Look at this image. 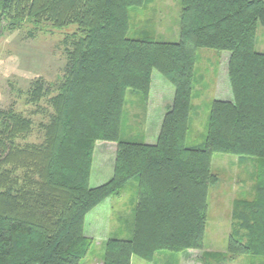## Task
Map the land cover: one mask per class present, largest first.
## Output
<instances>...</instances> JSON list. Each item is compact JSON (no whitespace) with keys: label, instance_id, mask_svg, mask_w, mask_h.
<instances>
[{"label":"trees","instance_id":"1","mask_svg":"<svg viewBox=\"0 0 264 264\" xmlns=\"http://www.w3.org/2000/svg\"><path fill=\"white\" fill-rule=\"evenodd\" d=\"M149 2L0 0L3 29L78 27L60 83L53 90L43 80L32 85L31 103L51 96L44 142L20 145L32 119L0 112V264H82L95 246L84 233L86 217L133 180L132 238L109 240L104 264H131L133 257L153 263L160 253L204 250L218 154L252 164L253 198L234 201L226 252L205 253L200 263L245 257L264 264V53L256 49L264 0H182L175 43L132 30L131 11ZM200 50L230 53L234 101L211 102L205 143L189 147ZM155 70L173 85L174 102L155 145L127 141L128 91L147 107ZM99 142L117 144L115 169L109 182L92 188Z\"/></svg>","mask_w":264,"mask_h":264},{"label":"rangeland","instance_id":"2","mask_svg":"<svg viewBox=\"0 0 264 264\" xmlns=\"http://www.w3.org/2000/svg\"><path fill=\"white\" fill-rule=\"evenodd\" d=\"M181 10L182 0H150L147 7L131 11L132 30L138 32L147 29V32L154 33L159 41L178 42L180 40ZM77 31L78 27L75 25L64 29H54L50 24H43L40 29L27 24L21 29L11 31L3 29L0 24V112L14 110L31 118L34 123L31 134L19 138L20 145H41L44 142L43 127L50 123L53 115V109L49 102L51 96L44 98L38 104L31 103L32 85L37 80H43L47 87L52 86L53 90L60 83L67 64L66 49L70 47ZM31 33L32 35H30ZM130 37L133 35L130 34ZM256 49L258 52L264 53V26H260L258 30ZM225 54L230 55L229 52L198 51L192 101L194 106L192 129L187 142L189 147L201 146L205 143L210 104L218 98L215 81L221 79L223 71L221 66L224 63L222 55ZM152 76L154 98L157 93L155 102H158L161 98L160 93L163 94L166 91L168 95L170 91H174V87L160 72L155 70ZM125 109L122 125L123 139L132 142H146L149 130L145 127L148 108L142 106L137 93L128 91ZM152 130L153 134L159 131L157 127ZM101 146L102 144H99L96 147L94 154L90 178L92 188L108 182L111 178L109 172H113V166H115V154L109 150L105 156H102L100 151L104 150L106 146L104 145L102 148ZM238 161L236 157L219 154L215 155L213 159V172L218 176L219 183L211 187L209 192L205 249L190 254L194 264H198L205 253L226 252L231 231L233 203L236 200H251L253 198L254 182L250 178L252 164L248 162L240 165ZM137 200L138 182L133 180L124 188L120 196L110 198L103 206L87 216L85 235L90 234L94 229L100 238L82 264H100V261L103 260L106 244L102 242V238L105 236L106 229L110 230L112 239L129 240L130 231L134 227V209ZM108 215L112 219L111 226L105 223ZM174 256L178 257L179 255ZM133 259V264H148L138 257ZM250 263L248 258L238 257L229 264ZM180 264L186 263L181 261Z\"/></svg>","mask_w":264,"mask_h":264},{"label":"crops","instance_id":"3","mask_svg":"<svg viewBox=\"0 0 264 264\" xmlns=\"http://www.w3.org/2000/svg\"><path fill=\"white\" fill-rule=\"evenodd\" d=\"M222 58H223V62H224L221 66L223 68L222 76H221L220 80L217 79V82L215 81V84H216L215 90L217 91L216 94L218 97L216 100L232 102V101H234V96H232L233 92H232V88H231L230 80H229V76H228V65H229L230 55L229 56L226 54L222 55ZM153 88L154 87H153V76H152L150 98H149L148 105H147L148 116L146 118V126H145L146 129L149 128L148 137H146V142H145L148 145H155L157 143V140H158V137H159V134L161 131V127H162V124L164 121V117L167 113V109H168V107H170L173 104L174 98H175V90L170 91V93L168 95H167L166 91H164L163 94L160 93L161 98L158 100V102H155L157 93L155 94V98H154V89ZM152 94H153V96H152ZM156 127L159 129V131H157V133H154V134L151 133V132H153V130L151 131V129L156 128ZM99 144H102V146H104V145L106 146L104 150L101 149V151H100L101 155L105 156L107 151L110 150L111 152H113L115 154V161H116L117 144L105 143V142H99L98 145ZM98 145H96V147ZM102 146H101V148H102ZM109 146H113V147H109ZM113 169H115V166H113ZM109 173H111V176H110L111 178L109 179V181H110L113 177L112 175H114V170H113V172L111 171ZM109 173H108V177L110 175ZM106 183H104V184H106ZM104 184H102V185H104ZM102 185H100V186H102ZM95 187H99V186H95ZM109 200L110 199L106 200L104 203H102L96 209L103 206ZM105 223L109 226L112 225V219H111L110 215H108ZM134 223H135V218H134ZM133 229H134V227H133ZM133 229L130 231L129 239L132 238ZM85 232H86V225H85ZM110 235H111L110 230L106 229L105 230V236H103V238H102L103 239L102 242L106 244L109 240H111L112 238L110 237ZM85 236L90 238V239H93L94 243H96V241H98V239L100 238L99 236H97L96 231H94V229L91 230L90 234L85 235ZM95 246H96V244H95ZM192 252H194V251L189 250L187 252L182 253L178 257H175L174 255L169 254V253H160L156 256V259L153 263H148V262L147 263L148 264H168V263L170 264L172 262V264H175V263L180 264L182 261V263L185 262L186 264H194V261H192V259L190 258V256H191L190 254ZM133 258H132L131 264H133V260H134ZM103 261H104V258L102 261H100V264H104ZM198 264H201V263L198 262Z\"/></svg>","mask_w":264,"mask_h":264}]
</instances>
